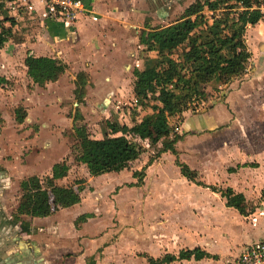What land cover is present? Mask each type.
Instances as JSON below:
<instances>
[{
  "label": "rangeland",
  "instance_id": "1",
  "mask_svg": "<svg viewBox=\"0 0 264 264\" xmlns=\"http://www.w3.org/2000/svg\"><path fill=\"white\" fill-rule=\"evenodd\" d=\"M195 1L145 0L148 11L144 13L143 27L128 31V56L115 64L117 76L106 78L103 75L104 65L110 63L94 64L85 105H80L74 95L77 72L73 69H78L76 64L57 83L48 84L45 88L34 85L27 76L25 60L29 55L36 57V54H30L35 47L33 44H37L38 49L46 46L45 30L55 33L54 30L60 32L61 27L72 26L56 23V26L47 28L50 19H47L44 5L40 0L31 2L32 15L25 23L22 35L26 45L10 42L0 49V264H67L69 261H72L69 264H83L80 258L77 259L83 252L84 256L95 257L97 264H148L144 255L159 259L165 254L177 255L181 250L198 247L188 240L189 235L199 234L193 230L201 231V236L194 239L199 244L210 237H218L217 248L222 255H227L230 250L237 254L243 243L264 239V218L259 217L258 222L242 219L237 211L226 207L223 197L209 188L189 182L175 164L176 157L171 153L157 156L160 145L155 148L143 143L142 156L131 168L100 177H91L86 166L75 161L78 155L76 127L86 125L93 136L101 137L107 121L118 120L116 111H129L137 105L134 84L140 72L143 74L147 70L145 74H151L153 70L150 68L155 61L151 58V63H147L148 60L144 59L140 69L134 73L139 56L129 53L137 50L143 58L147 55L146 50H140L142 47L136 43V37L140 38L145 26L155 30L172 24ZM261 34H264V27L246 33V44L252 55L250 67L257 70L264 69V37ZM51 38L53 44L50 47L56 48L60 39ZM46 47L41 55L57 54L56 49L48 52ZM111 65L114 67V63ZM243 82L239 80V83ZM258 82V88L260 85L264 87V79ZM217 85L211 83L197 89L198 100L184 114L182 121L175 119L173 122L174 126H179V133L185 135L178 146L179 160L197 171L202 183L246 194L250 199L248 207L255 209L264 202V157H256L263 164V179L255 180V184H261L259 187L253 181L261 177L262 171L240 169L233 178L226 176L228 169L238 164L233 156L228 157L233 154H230L232 141L227 144L219 140L224 137L222 129L228 125L205 126L206 120L210 119L206 116L207 111L222 101V92L227 91L224 86L215 89ZM249 91L252 95L257 93L253 87ZM255 97L258 103L264 104V91ZM20 106L28 113L23 124H18L15 116V110ZM77 110L83 121H74ZM242 112L245 118L253 114L259 116L255 109L244 108ZM132 113L136 114L134 110ZM214 119L211 122L216 123ZM226 137L228 141L234 140L231 136ZM238 144L235 142L234 148L241 153L243 150ZM246 144L249 145L247 141ZM204 154L208 156L201 158ZM151 160L154 163L146 172L144 186L129 187L136 182L133 173L141 171ZM58 163L69 166L67 177L57 180L58 185L77 187L80 181H85L81 193L83 203L52 218L60 231L56 240L48 232L53 228L50 222L44 226L36 225L32 236L27 237L20 232L19 226L12 224L21 200L20 183L31 176L51 175L53 166ZM88 212L95 214V218L81 228L89 238L83 242V247L82 239L77 240L73 221ZM23 219L28 220L27 217ZM204 224L213 230L204 228ZM38 232L44 237H39ZM187 264L196 263L191 261ZM203 264L212 263L205 261Z\"/></svg>",
  "mask_w": 264,
  "mask_h": 264
},
{
  "label": "trees",
  "instance_id": "2",
  "mask_svg": "<svg viewBox=\"0 0 264 264\" xmlns=\"http://www.w3.org/2000/svg\"><path fill=\"white\" fill-rule=\"evenodd\" d=\"M14 6L21 14L27 7L22 0H0V49L10 42L24 43L19 31L21 23L11 15ZM253 7V0H196L172 24L155 30L145 26V31L140 35V45L148 52L155 53V67L153 65L150 68L153 71L149 75L145 74L147 70L143 71L144 75L140 72L134 84L136 107L129 111H116L118 120L107 121L101 137L93 136L86 125L76 127L78 155L75 161L86 166L91 177H99L131 168L142 156L143 143L155 148L160 145L158 157L171 153L176 157L175 164L182 176L189 182L211 189L226 200L228 208H234L247 216L243 194H237L232 188L224 190L206 186L199 181L197 171L180 162L177 146L185 135L179 133V126H174L173 122L175 119L182 121L184 114L198 100L197 89L211 83H217L219 87L226 86L249 70L252 55L246 44V33L250 26L262 22L259 11L253 10ZM27 13L25 20L32 15ZM50 23L56 25L53 21ZM147 60V63L152 61L151 58ZM25 62L27 76L40 88L58 82L69 70L64 62L57 59L29 55ZM89 85L90 76L84 71L79 72L74 95L80 105H85ZM27 115L23 106L15 110L18 124H23ZM83 119L77 110L74 121ZM153 163L154 160H151L141 171H135L133 178L136 182L129 187L141 188L145 183L146 172ZM234 171L229 170L231 173ZM68 172V164L60 163L53 167L51 176H31L20 183L21 200L12 224L19 226L22 234L30 235L32 231L31 221L24 217L47 218L61 209L81 203L85 181H80L77 187H64L56 183L67 177ZM91 217L80 216L76 227ZM144 256L148 264L219 260L218 256L201 248L181 250L177 255L166 254L159 259ZM87 264H97L95 257H89Z\"/></svg>",
  "mask_w": 264,
  "mask_h": 264
},
{
  "label": "crops",
  "instance_id": "3",
  "mask_svg": "<svg viewBox=\"0 0 264 264\" xmlns=\"http://www.w3.org/2000/svg\"><path fill=\"white\" fill-rule=\"evenodd\" d=\"M86 1L89 6V12L86 15L80 17L77 23L75 24V26L72 25L69 28L61 27L62 29L60 32H58V30H54L57 35L54 32L48 33L45 30L46 34L44 36L45 38L44 43L47 46L45 47L48 48L47 51L52 52V50L56 49L57 54L48 55L44 53L43 55H41L45 47L38 49L36 47L37 44H33L35 47L32 49L33 51H31L30 54L31 55L36 54V57L33 56L35 58H40L45 55L44 56L45 58L49 57L50 59L60 60L64 62L68 66L69 69L73 68L74 64H76L78 66V69L77 70L73 69V72H77L78 74L79 72L84 71L89 76H93L92 72L94 69V66H93L94 64L98 65L101 62L110 63V65L109 64L104 65V69H102L103 75L106 78L117 76V74L115 73L116 71L115 64L119 63L120 61H124L127 58L126 55L128 56V54H126V48H128L127 47L128 31H130L131 28L132 29L139 28L140 30L143 27L142 22L145 16L144 13L148 11L145 5L146 4L145 0H86ZM152 1L154 2V0ZM31 2L34 3L33 0H22L23 5L27 6L25 8V11L22 14L20 13L17 7L15 6L12 7L11 15L15 17L19 21V23H21V26L19 27V31L21 35L24 34V28L26 27L25 23H27V20L24 19V16L26 15L28 11L31 13L30 11ZM51 26H56V25H53L52 23H50V21H48L47 28H50ZM166 26H163V27H166ZM163 27H160V28H163ZM261 27H264V22H260L258 25L255 26V28H261ZM255 28L249 27L247 32H250V30L252 29L254 30ZM69 29H71L70 32H69ZM261 35H263L264 37V34H261ZM52 36H54L55 39H60V43H57L56 48L50 47L53 44V39L51 38ZM138 39L140 40V38ZM138 39L136 37V43L140 47H142L140 50L142 51L146 50L144 46L140 45V41L137 42ZM133 42H135V40H133ZM23 45H26V43H23ZM146 53L147 55H145L144 53L145 58H143L141 56V52L139 54L137 50L131 51L129 53V55L131 56L132 55L134 56L136 54H138L139 56V58H137L136 60V63H138V68L134 70V73L140 69V66H141L140 63L142 61L144 62L145 61L144 59L155 57L154 52L147 51ZM37 55H40V56H37ZM111 63H114V67H112ZM142 67H143V64H142ZM253 79H257V80H253ZM263 79H264V69L261 70L259 68L257 70V69L250 67L243 77L233 80L230 84L224 86L225 89L227 90L226 92L225 91L222 92V96L224 98L222 99V101L217 103L213 109H211L210 111L209 110L207 111L208 113L206 116H210V119H207L206 124H205V126L207 124L208 125L216 124L217 127H221L224 124L228 125V127H225L222 129L224 130V137H222V139H219V140L226 142L227 144H229V142L232 141L233 147L231 150L233 151L230 154L232 153L233 154L228 155V157L233 156L234 160L238 161L237 162L238 164H237V167L235 166L230 167L228 169V174H226V176L229 175L230 177L233 178L235 175H237L240 169L241 170L249 169L250 171L252 170L254 172L262 171L261 177H256L253 181V184L258 187L261 184H255V180L261 181V179H263L262 178L263 164L260 163L257 160V158L264 157V116H263L264 115L263 113L264 104L258 103L256 101L255 96H258L259 93L264 91L263 89L264 87H262L261 85L258 88V83H259L258 81H262ZM239 80L240 81L243 80L245 82L241 84L239 83ZM88 87H87V90H88ZM251 87H253V89L257 92V93L255 92L256 95H252V93H250L249 88ZM222 88L223 87H219L218 85L215 87V89H222ZM133 91H134V88H133ZM244 108H247L249 110L255 109L256 111H258L259 116L257 117L253 114L250 118H245L242 112ZM261 112H262V115H261ZM213 117L216 119V123L211 122L213 120ZM226 136H231L232 139L234 140L228 141L226 139L227 138ZM246 141L248 142L249 145L246 144ZM235 142H238L239 143L238 147L241 148V150H243L241 153H238L236 148H234ZM251 154H254V155L251 156ZM205 156H208V155L204 154V156H201V158ZM239 160H243V162ZM244 160H248V161L245 162ZM245 165H247V167H244ZM230 169H234L235 171L231 173L229 172ZM206 186H209V185H206ZM199 187H202V186H199ZM205 189H208V188H205ZM241 194L245 196L248 215L243 216L236 209L234 208H229V209H234L235 211H237L238 214H240V217L241 216L243 217L242 219H251V220L256 221L259 217L264 218V202L260 204L261 207H255V209H250L248 207L250 203L249 202L250 199L247 197L246 194L244 193H241ZM82 203H83V199L81 197V203L71 208H77L78 206L82 205ZM64 210L65 209H61L57 213L47 218L30 219L27 217L28 221H31L32 231L30 235H26V234L24 235L27 237H30L34 233V228L36 225L40 224L44 226L45 223L50 222L53 228L48 230V232L54 235L52 238L56 240L57 234H60V231H59L57 222L52 220V218ZM83 215H92V217L88 218L87 222L79 224V227L77 228L76 221L80 216H83ZM94 218H95V214H93L92 212H88V213H84V214L77 216V218L73 221L75 224V229H76L74 231L77 232V240L79 241L80 239H82L81 241L82 245H83V242L86 240H89V238L87 235L82 233L84 229H81V228L82 226L85 228V225H87L88 222ZM204 228L213 230V228L209 227L207 224H204ZM40 230H43L44 232V229L41 228ZM193 232L195 233L199 232V234H197V236L189 235L190 237L188 240L190 244L198 245V247L196 248H201L202 250L210 253L211 255L218 256L219 260L217 261L211 260V259H204L201 261L184 260V261L175 262L172 264H187V262H191V261H193V263L195 262L196 264H203L205 263V261H208L212 264H214L215 262H220V263L223 262V264H231L235 261V259L238 258V256L241 254L245 246L264 241V239H262V240L253 241L250 243H243L240 249L238 250L237 254L234 250H230L227 252L228 253L227 255H222L219 252L220 250H218L217 248V245H219L218 237H210L207 240H205L203 243L199 244V241H195L194 239L195 238L197 239L198 236H201V231L193 230ZM38 234L40 235L39 237H44L41 232L40 233L38 232ZM84 254L85 253L83 252V254L81 256H78L77 259L80 258V261H82L83 264H87V259L89 257L84 256ZM75 255H78V253H75ZM70 262L72 261H69L67 264H69Z\"/></svg>",
  "mask_w": 264,
  "mask_h": 264
},
{
  "label": "built area",
  "instance_id": "4",
  "mask_svg": "<svg viewBox=\"0 0 264 264\" xmlns=\"http://www.w3.org/2000/svg\"><path fill=\"white\" fill-rule=\"evenodd\" d=\"M48 19L63 25H73L89 12L86 0H40ZM253 10L260 13L264 22V0H253ZM231 264H264V241L243 248L241 254Z\"/></svg>",
  "mask_w": 264,
  "mask_h": 264
}]
</instances>
